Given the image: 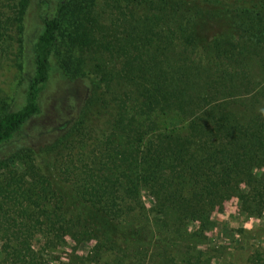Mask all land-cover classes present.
Listing matches in <instances>:
<instances>
[{
	"label": "trees",
	"instance_id": "16d2710c",
	"mask_svg": "<svg viewBox=\"0 0 264 264\" xmlns=\"http://www.w3.org/2000/svg\"><path fill=\"white\" fill-rule=\"evenodd\" d=\"M31 2L0 0V60L15 54L22 71ZM43 23L22 99L1 101L0 148L41 114L55 56L93 94L51 150L69 199L33 149L0 160V264L226 253L201 248L216 208L236 197L243 215L264 212V0H58ZM69 236L95 239L89 261L60 260Z\"/></svg>",
	"mask_w": 264,
	"mask_h": 264
},
{
	"label": "rangeland",
	"instance_id": "374dc122",
	"mask_svg": "<svg viewBox=\"0 0 264 264\" xmlns=\"http://www.w3.org/2000/svg\"><path fill=\"white\" fill-rule=\"evenodd\" d=\"M58 0H32L25 16V43L18 67L16 55L0 60V107L1 101L21 100L27 80L34 72V49L36 42L44 30L43 20L55 15ZM50 80L41 93L42 112L31 119L15 138L0 148V160L26 148L36 152L40 164L44 166L57 192L70 198V185L62 180L58 168L52 164L53 146L72 128L80 117L82 110L92 96V84L86 78L70 79L61 71L59 59L53 58ZM144 200L149 203L150 197L144 192ZM213 217L215 224L206 232L201 245L203 250L208 246L226 247V253L212 259L211 264H251L256 249L264 251V212L257 215H243L239 200L230 198L223 207L216 208ZM194 224L188 226L193 231ZM243 229V233L238 231ZM67 248L59 254L60 260L68 261L71 256L89 261L88 253L95 239L91 238L87 247H78V242L71 236ZM1 245V244H0ZM264 264V255L256 260ZM58 264V263H57Z\"/></svg>",
	"mask_w": 264,
	"mask_h": 264
}]
</instances>
